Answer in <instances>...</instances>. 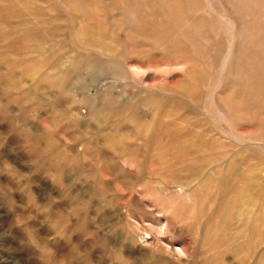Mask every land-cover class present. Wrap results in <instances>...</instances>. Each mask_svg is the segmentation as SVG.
Instances as JSON below:
<instances>
[{"label":"rangeland","instance_id":"374dc122","mask_svg":"<svg viewBox=\"0 0 264 264\" xmlns=\"http://www.w3.org/2000/svg\"><path fill=\"white\" fill-rule=\"evenodd\" d=\"M59 1L0 0V264H264L260 214L246 233L230 221L246 253L212 245L226 170L230 207L244 186L257 207L264 202V0L236 5L246 25L237 23L242 34L220 86L201 47L171 41L176 49L163 53L151 45L177 34L192 16L190 0H166L165 11L162 0H139L147 38L114 21L117 8L138 0H84V8ZM85 29L100 30L107 48ZM118 152L135 159L131 169L104 157ZM222 157L193 201L166 195L168 174ZM153 210L170 216L173 235L152 232ZM146 232L155 242L130 244ZM182 242L192 246L185 256L175 249Z\"/></svg>","mask_w":264,"mask_h":264},{"label":"bare ground","instance_id":"6f19581e","mask_svg":"<svg viewBox=\"0 0 264 264\" xmlns=\"http://www.w3.org/2000/svg\"><path fill=\"white\" fill-rule=\"evenodd\" d=\"M63 4H66L67 5H70V4H73L74 6H79L80 8H84V5L87 4V2L84 4V0H60ZM59 1V2H60ZM134 1V0H133ZM145 1V4H146V1H150V0H143ZM187 1V0H186ZM118 2V1H116ZM123 2V1H122ZM139 0L136 2V3H129L127 1V3H124L122 4L123 6L117 8L119 11H120V16L117 20H114L115 23H117V26H119L120 28H123V30H126V32L130 35H133L137 38H147L145 36V32H147L146 28L149 26L145 25L144 22H143V16H142V10L145 9L142 4L139 5ZM252 2V1H250ZM255 2V1H254ZM253 2V3H254ZM257 2V1H256ZM119 3V2H118ZM141 3V2H140ZM151 2H148V5L150 4ZM159 6H164V11H165V8H172L170 4V2L167 3L166 0H162L159 2ZM185 3V2H184ZM76 4V5H75ZM190 4H191V12H192V16L190 18H186L185 17V20H183V23L181 24V26H179L177 29V34L176 35H172L171 37H167V38H160V39H154V40H151V45H153L154 47H156L157 49H159L160 51H162L163 53H167L168 51H171L173 49H176L173 47V45L171 44V41H174V42H179V43H184V44H189L191 46H195V47H201L202 50H203V54L204 55H207L208 58H209V64L208 66L207 65V61L205 62V66L208 67L209 71L210 72H213L214 70V73L213 74H217L216 75V80H217V85L220 86L222 83V71H224L225 67L227 66V64H229L230 62V58H231V53L234 49V46H235V41L237 40V36L240 35L242 33H237V30H238V25L237 23H241L243 22L244 25H246V18H245V15L246 13H243L245 15H242L243 19H241V15L239 14H242L241 11L243 10H239L238 7H236V5L238 6L239 4H243V6H248L246 5L247 4V1L245 0H190ZM186 5V3H185ZM73 6V7H74ZM85 6H88V5H85ZM174 6V5H173ZM187 8H188V5H186ZM250 8L252 7L250 4H249ZM150 7V6H149ZM176 7V6H175ZM181 7V6H180ZM242 7V8H244ZM258 7V6H256ZM179 7H177L178 9ZM186 8V9H187ZM263 8V6H262ZM116 8H114L115 10ZM254 8H252L251 10H253ZM259 9V8H258ZM81 10V9H80ZM113 10V8H112ZM168 10V9H166ZM181 10V9H180ZM188 10V9H187ZM260 10V9H259ZM82 11V10H81ZM117 10H115L114 13H116ZM170 11V10H169ZM254 11H256L254 9ZM6 12V11H5ZM8 12V11H7ZM167 12V11H166ZM164 13V12H163ZM189 13V12H188ZM112 14V13H111ZM110 14V15H111ZM144 14V13H143ZM172 14V13H171ZM260 14V13H259ZM168 15V14H167ZM240 16V17H239ZM253 16V15H251ZM257 16V14H256ZM260 16V15H259ZM264 16V15H263ZM168 17V16H166ZM107 18V17H106ZM169 18V17H168ZM254 19V17H252ZM259 18H262L261 16L258 17ZM171 19V18H170ZM257 19V18H256ZM241 20V21H240ZM145 21V20H144ZM168 21V20H167ZM175 20L173 19V22ZM262 21V19L260 20ZM103 22V21H102ZM111 22H113V20H111ZM169 22V21H168ZM172 22V21H171ZM182 22V21H181ZM180 22V23H181ZM114 23V24H115ZM176 23V22H174ZM173 23V26L174 25H177L178 23L174 24ZM105 25V23H103ZM165 24V23H164ZM243 24H241L240 26L243 27ZM256 24V23H255ZM152 25V24H151ZM155 25V24H154ZM169 25V24H168ZM115 26V25H114ZM116 26V27H117ZM147 26V27H145ZM157 26V25H156ZM151 27V26H150ZM164 27V25H163ZM245 27V26H244ZM243 27V28H244ZM155 28V27H154ZM153 28V30H154ZM167 27H165L166 29ZM84 29V27H83ZM145 29V30H144ZM152 29V28H151ZM163 29V28H162ZM161 29V30H162ZM168 29V28H167ZM255 29V28H254ZM93 29H90V31H88L87 29H85V31H87V35H89L94 42L97 43V45L100 47V48H107L106 45L107 43L102 41V33L101 31L99 30V32H95V31H92ZM122 30V29H121ZM152 30V31H153ZM156 30V28H155ZM159 30V29H158ZM169 30V29H168ZM256 30H257V27H256ZM165 31V34H167L168 36V33L169 31L166 33V30H163ZM175 31V30H174ZM258 31V30H257ZM82 32V31H81ZM171 32V31H170ZM207 32H212L214 37L216 38L213 39L215 41H213L211 39V34L207 33ZM173 33V32H172ZM207 33V34H206ZM146 34H149V31L146 33ZM151 34V33H150ZM163 34V33H161ZM26 35V34H25ZM170 35V34H169ZM239 36V37H240ZM257 36V35H256ZM238 37V38H239ZM221 38V41L219 42L217 39ZM263 38V37H262ZM240 39V38H239ZM258 39V38H257ZM145 40V39H144ZM259 40L261 41V39L259 38ZM203 42V43H201ZM179 43H177L179 45ZM264 44V43H263ZM177 45V46H178ZM109 46V45H108ZM264 46V45H263ZM187 47V46H186ZM200 48V49H201ZM189 50V49H188ZM200 50V51H202ZM109 51V50H108ZM194 51V50H193ZM199 51V50H197ZM200 51L198 52V54L200 53ZM189 52V51H188ZM261 52V51H260ZM197 55V54H195ZM202 54H199V57L198 58H201ZM202 55V56H204ZM190 57V56H189ZM190 61V60H189ZM78 62V61H77ZM194 62V61H193ZM192 63V61L190 62ZM204 63V62H203ZM175 65V64H174ZM132 67V66H131ZM165 67V66H164ZM195 67V66H194ZM38 68V67H37ZM50 68V67H49ZM55 68V67H54ZM133 70L135 72H142L143 71V68L142 67H138L137 65H134L133 66ZM193 68V67H192ZM194 69V68H193ZM224 69V70H223ZM48 70V69H47ZM50 70V69H49ZM188 70H191L193 71L194 73V70L192 69H188ZM36 71V70H35ZM43 71V70H42ZM221 73V75H220ZM126 74V73H125ZM237 74H242V73H237ZM47 75V74H46ZM56 75V74H55ZM191 75H194L192 74L191 72ZM127 76V75H126ZM124 76V77H126ZM189 76V75H188ZM195 76V75H194ZM214 76V75H213ZM238 76V75H237ZM246 77V75H245ZM52 78V77H51ZM191 78V77H190ZM239 78V77H237ZM195 79V78H194ZM210 79V78H209ZM61 80V78H60ZM212 80V79H210ZM236 80V78H235ZM245 81H246V78H245ZM215 82V80H214ZM56 83V82H55ZM100 84V83H99ZM98 84V85H99ZM209 84H211L209 82ZM65 85V83L63 84ZM209 86V85H208ZM215 88H216V84H214ZM17 87V86H16ZM213 87V86H212ZM218 88V87H217ZM220 88V87H219ZM246 88V87H245ZM241 90V89H240ZM235 91V90H234ZM242 91V90H241ZM244 92V91H242ZM242 92H240L242 94ZM236 94V92H235ZM239 94V92L237 93ZM232 95V94H230ZM243 95V94H242ZM229 96V95H228ZM241 96V95H240ZM239 96V99L242 97ZM246 96V95H245ZM214 97V96H212ZM263 99V98H262ZM212 100V99H211ZM214 100V99H213ZM242 100H245L244 98ZM246 103V101H243ZM218 111V110H217ZM219 113V112H218ZM220 115V114H219ZM254 139V137L252 138ZM245 140V138H244ZM255 140V139H254ZM260 140V139H259ZM255 142V141H254ZM257 142V141H256ZM248 143V142H246ZM250 143V142H249ZM112 145V143H111ZM242 145V144H240ZM252 145V144H251ZM262 145V144H261ZM245 146V145H244ZM119 147V146H117ZM116 147V148H117ZM263 147V145H262ZM119 149V148H118ZM123 149V148H122ZM181 151L183 153H185V149H181ZM105 159H109V160H113V161H116V160H120L124 167L125 168H128V169H131L133 167V160L135 161V159H131L130 156H127L125 154V152H118L116 155H107V156H104ZM103 158V157H102ZM208 158V157H206ZM219 159H223L222 158H218ZM221 161L220 163L218 162L217 164H215L214 162H211L212 164H207L205 165L204 163H196L194 164L192 167H189V168H186L185 170H183L182 172L180 173H173L169 176L168 174V179L165 178L163 181H165L163 183V186L167 189V192H166V195H176L178 197H184V198H187L189 200H192L194 199L195 197V193H196V190L198 188V185L200 183H206V182H209L212 178V174L214 173V171H216V169L219 167V165H224L226 163V160L223 159V160H219ZM136 162V161H135ZM208 163V162H206ZM220 170V169H219ZM227 173V170L226 172L224 173V187H223V191L220 195V204L219 205V208L221 207V209L223 208L224 205H226V208L224 209V213L222 214V218L221 220L219 221V223H216L215 224V227L216 230L219 229V233H218V236H217V240H214L212 241V245L215 243H219V245L221 246V248H224V250L227 252L228 250L230 249H233L234 247H244V250H245V253H246V243L240 241L237 236L233 235L235 234L233 231V233H230V227H231V224H230V221H234V220H239V222H242V228H241V232H244L246 233V229L251 230V228L253 227V222L255 221V216L258 214H260L259 216L260 217H264V202H263V205L261 206H258L257 207V203H256V199H255V194L254 192L252 191V189H247L246 190V187L244 185V188L238 192L236 195H235V201L237 202H234V204L231 205L230 207V197L229 195L231 194L230 193V189H229V186L227 184V181H228V175L226 174ZM114 174V173H113ZM126 176L123 178L122 182H126V183H130L128 184L131 185V182L134 180V177L131 173H129L128 175L125 174ZM214 175V174H213ZM231 176V175H230ZM136 177V176H135ZM167 179V180H166ZM222 179V178H221ZM119 180V179H118ZM242 180V179H241ZM264 180V179H263ZM138 181V180H137ZM246 181V180H245ZM231 183V181H228ZM246 183V182H245ZM134 184V183H133ZM132 184V186H133ZM123 185V184H122ZM127 185V184H126ZM158 185H159V182H158ZM231 185V184H230ZM131 186V187H132ZM125 187V186H124ZM135 187V186H134ZM127 188V187H125ZM137 188V187H136ZM240 188V186H239ZM131 189V188H129ZM137 190V189H136ZM160 191V190H159ZM137 192V191H136ZM139 194V193H138ZM137 194V195H138ZM142 197V196H141ZM144 199V198H143ZM142 199V200H143ZM260 199V198H259ZM264 199V198H263ZM145 200V199H144ZM143 200V201H144ZM246 200H249L250 202H246ZM262 200V198H261ZM143 201H140V202H143ZM146 201V200H145ZM144 203V202H143ZM147 203V202H146ZM228 204H229V207H228ZM142 204H140L139 206H141ZM138 206V205H137ZM148 208L150 207H155V206H152V203H149ZM145 208V207H143ZM151 209V208H150ZM154 209V208H152ZM125 210V209H124ZM142 210V209H141ZM144 210V209H143ZM147 211V210H146ZM148 211H150L148 209ZM154 211V210H153ZM152 211V212H153ZM144 212V211H143ZM155 212V211H154ZM130 213V212H129ZM128 213V214H129ZM142 213V212H141ZM140 213V215H141ZM156 214H158V224L157 226L154 225V227H151L152 229H155V230H152L153 231H156V229L159 231V233L161 234H168V233H171L173 230L172 228H174L172 226V221H171V218L170 216H167L165 214H163V212L161 211H156L155 212ZM151 214V213H150ZM149 214V215H150ZM156 214L154 216H156ZM125 215V214H124ZM130 215V214H129ZM145 216V214H142ZM141 215V217H142ZM217 215V214H216ZM128 216V215H127ZM132 216V215H131ZM148 220L150 218V216L148 217V215H146ZM125 217V216H124ZM140 216L138 218H141ZM131 218V217H130ZM144 217H142L141 219H143ZM146 219V217L144 218V220ZM153 219V218H152ZM125 220V219H124ZM140 220V219H139ZM147 220V219H146ZM147 220V221H148ZM149 220V221H150ZM258 220V219H257ZM142 221V220H141ZM146 221V222H147ZM152 221V220H151ZM154 221H156V218L154 219ZM145 222V221H144ZM125 223V222H124ZM139 223V222H138ZM149 223V222H148ZM147 223V224H148ZM157 223V222H156ZM143 224V223H142ZM152 224H155L152 223ZM152 224L150 223V225L152 226ZM202 224V223H201ZM207 224V222H206ZM144 225V224H143ZM141 226V225H139ZM138 226V227H139ZM156 226V228H155ZM203 226V225H202ZM235 226V225H234ZM136 227V228H138ZM238 227V226H237ZM240 227V226H239ZM142 228V227H139V229ZM149 228V227H148ZM139 229H137V231H139ZM178 229V228H177ZM180 229V228H179ZM205 230V229H204ZM156 231V232H158ZM180 231V230H179ZM141 232V230H140ZM181 232V231H180ZM179 232V233H180ZM136 233H139V232H136ZM143 233H144V229H143ZM172 234V233H171ZM182 234V233H181ZM181 234H178L181 236ZM204 234V232H203ZM202 234V235H203ZM130 235V234H129ZM173 235V234H172ZM177 236V235H176ZM235 236V237H234ZM129 237V236H128ZM165 237V236H164ZM170 239L172 237H169ZM181 238V237H180ZM157 239V238H156ZM161 239V238H160ZM166 239V238H165ZM233 240V242H232ZM130 244L131 245H136L137 243H140L142 245H151L153 242H155V237L150 234L149 232H146L144 235H130ZM170 241V240H169ZM172 241V240H171ZM165 242V240L163 241V243ZM168 241H166L167 243ZM189 242V241H188ZM170 243V242H169ZM168 243L167 246H170ZM185 242H182V244H177L175 248L176 249V253H179L178 255H183L185 256V254L188 252V249L191 248L190 246H188L187 248V245L190 244V243H193L190 242L186 245L183 244ZM203 243V242H202ZM158 244V243H157ZM201 244V243H200ZM260 244V243H259ZM174 245V244H173ZM191 245V244H190ZM172 246V245H171ZM170 246V247H171ZM253 246V245H252ZM154 247H156V245H154ZM166 247V246H165ZM170 247H166V249L170 248ZM144 248V247H143ZM148 248V247H147ZM153 248V247H151ZM172 248V247H171ZM258 248V247H257ZM162 249V248H161ZM173 249V248H172ZM175 249L173 251H175ZM133 250V249H132ZM164 250V249H163ZM162 250V252H163ZM237 250V249H236ZM139 251V250H138ZM159 251V250H158ZM161 251V250H160ZM168 252L171 251V249L167 250ZM167 251L165 250V252L167 253ZM213 251V250H212ZM224 251V252H225ZM235 251V250H234ZM264 251V250H262ZM261 251V252H262ZM142 252V251H141ZM154 252V251H153ZM214 252V251H213ZM216 252V251H215ZM239 252V251H238ZM157 254L159 252H156ZM172 253H175V252H172ZM237 253V252H236ZM242 253V252H241ZM257 253V252H256ZM259 253V252H258ZM257 253V254H258ZM143 254V253H142ZM169 254V253H168ZM211 254V253H210ZM240 254V252H239ZM173 254H171L172 256ZM187 255V254H186ZM252 254H250L251 256ZM161 256V255H160ZM261 256V255H260ZM259 256V257H260ZM176 257V256H175ZM247 257V256H246ZM252 257V256H251ZM257 257V256H256ZM262 257V256H261ZM225 258V257H223ZM255 258V257H254ZM249 259V258H248ZM257 259V258H255ZM254 259V260H255ZM173 260V259H171ZM177 260V259H175ZM181 260V259H179ZM225 260V259H223ZM166 262V261H165ZM177 262H179L177 260ZM225 262V261H224ZM168 263V262H167Z\"/></svg>","mask_w":264,"mask_h":264}]
</instances>
